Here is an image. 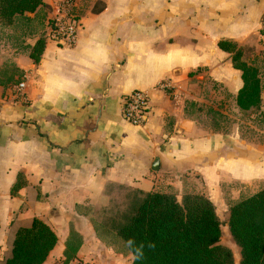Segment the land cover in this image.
I'll list each match as a JSON object with an SVG mask.
<instances>
[{
	"label": "crops",
	"instance_id": "obj_1",
	"mask_svg": "<svg viewBox=\"0 0 264 264\" xmlns=\"http://www.w3.org/2000/svg\"><path fill=\"white\" fill-rule=\"evenodd\" d=\"M42 1L52 13L63 0ZM75 4L82 28L73 47L45 41L34 62L38 35L0 40V248L8 258L16 232L38 219L57 238L43 264H61L67 244L70 264H131L97 237L89 214L108 205L112 188L202 195L228 214L264 188V138L246 141L207 118L224 116L225 99L235 104L242 87L220 41L250 51L248 64L264 70V0ZM41 9L26 14L29 23ZM260 82L264 114L263 73ZM133 90L149 93L141 126L121 115Z\"/></svg>",
	"mask_w": 264,
	"mask_h": 264
},
{
	"label": "trees",
	"instance_id": "obj_2",
	"mask_svg": "<svg viewBox=\"0 0 264 264\" xmlns=\"http://www.w3.org/2000/svg\"><path fill=\"white\" fill-rule=\"evenodd\" d=\"M43 7L42 0H0V21H30L26 14ZM45 41L41 35L30 48L34 62L41 57ZM218 47L231 54L234 68L241 72L237 107L260 110L259 70L241 60L242 51L236 45L220 41ZM128 199L120 221L111 226L92 222L97 237L117 253L131 255V264H234L231 251L220 244L221 224L206 197L185 195L178 201L172 194L132 191ZM227 226L239 248V264H264V188L230 206ZM56 242L49 226L34 219L29 227L16 232L11 256L4 264H43ZM72 245L67 244L61 264L74 260L72 251L68 252Z\"/></svg>",
	"mask_w": 264,
	"mask_h": 264
},
{
	"label": "rangeland",
	"instance_id": "obj_3",
	"mask_svg": "<svg viewBox=\"0 0 264 264\" xmlns=\"http://www.w3.org/2000/svg\"><path fill=\"white\" fill-rule=\"evenodd\" d=\"M50 14L51 9H41L38 18H35L34 21L30 23L25 19L14 20L11 24L0 21L1 43L4 46L9 44H19L20 42H25L28 39V36L31 38V34H34L35 36L38 35V38L42 35V37L45 39L46 23L50 17ZM28 31H30V35H28ZM251 59V52L245 50L244 55L242 53L241 60L249 63L248 61ZM255 64L256 65L254 67L259 70V77L260 74L263 73L264 78V70L262 71V68H260V66H263L258 62ZM224 103V116L216 117V119L212 116L207 117L209 119V125L221 130L222 132L226 131L232 133L238 129L244 140L253 141L256 143L262 142L264 138V114H260L259 110H250L248 112L235 111L234 106L236 105V102L234 104V101L228 98L225 99ZM111 192L115 193V195L107 206L99 209L96 212H89L91 219L97 223H100L101 225L111 226L114 221H120V218L127 210L129 203L128 197L132 195L131 191L125 192V190L118 188H112ZM216 213L221 224L220 244L231 251L233 255V263L239 264V248L234 243L227 226L228 210L226 211L223 207H220ZM0 249V264H4L5 261L11 256V253L7 258V251L3 249L2 246Z\"/></svg>",
	"mask_w": 264,
	"mask_h": 264
},
{
	"label": "built area",
	"instance_id": "obj_4",
	"mask_svg": "<svg viewBox=\"0 0 264 264\" xmlns=\"http://www.w3.org/2000/svg\"><path fill=\"white\" fill-rule=\"evenodd\" d=\"M76 0H63L57 4L46 23L45 40L55 43L60 48L73 47L78 40L82 28L80 17L75 13ZM264 29V14L262 17ZM20 84L19 88H23ZM160 84L159 88H164ZM149 93L133 90L121 97L122 119L133 126L145 124L149 116ZM74 264H95L92 262H74Z\"/></svg>",
	"mask_w": 264,
	"mask_h": 264
},
{
	"label": "water",
	"instance_id": "obj_5",
	"mask_svg": "<svg viewBox=\"0 0 264 264\" xmlns=\"http://www.w3.org/2000/svg\"><path fill=\"white\" fill-rule=\"evenodd\" d=\"M156 162V161H155ZM157 163V162H156Z\"/></svg>",
	"mask_w": 264,
	"mask_h": 264
}]
</instances>
